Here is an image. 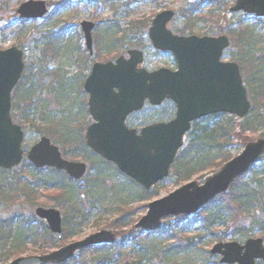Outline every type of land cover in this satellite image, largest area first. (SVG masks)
Returning a JSON list of instances; mask_svg holds the SVG:
<instances>
[{
	"label": "water",
	"instance_id": "obj_1",
	"mask_svg": "<svg viewBox=\"0 0 264 264\" xmlns=\"http://www.w3.org/2000/svg\"><path fill=\"white\" fill-rule=\"evenodd\" d=\"M18 8L19 18L27 20L42 19L47 12L41 1H27ZM240 11L264 18V0H236L228 10L229 13ZM173 15L171 11L156 15L148 34L154 49L173 54L178 64L176 72L167 69L148 72L140 66L143 55L132 50L128 52V60L122 57L114 63L93 64L83 85L89 100L88 111L95 121L86 130L88 147L146 191L168 177L170 165L191 122L220 113L242 119L250 109L237 64L220 61L229 40L224 36H173L167 29ZM80 26L85 47L91 53L94 25L83 22ZM22 57V51L17 48L0 51V168L4 170L18 166L23 159L21 143L24 135L20 126L12 124L9 114L11 91L23 72ZM166 99L176 107L175 119L167 124L146 126L139 134L125 126V118L141 110L146 100L156 107ZM262 154L263 139L246 144L240 155L207 177L202 185L191 181L169 196L150 202L147 213L134 225L135 228L146 233L157 232L162 228L163 218L197 214L215 196L228 192L234 180L250 170ZM26 156L36 168L64 170L73 180L81 179L86 170L85 164L62 159L58 148L45 137H41ZM35 215L46 221L53 236H61L57 210L37 208ZM115 238L110 230H101L45 256L16 258L9 264H60L83 248L109 246ZM209 253L220 257L219 264L264 262L261 239H247L242 245L238 242L216 243Z\"/></svg>",
	"mask_w": 264,
	"mask_h": 264
},
{
	"label": "trees",
	"instance_id": "obj_2",
	"mask_svg": "<svg viewBox=\"0 0 264 264\" xmlns=\"http://www.w3.org/2000/svg\"><path fill=\"white\" fill-rule=\"evenodd\" d=\"M138 1L128 0V4ZM217 1L206 0V3L207 6L216 9L219 8ZM98 2L102 5L110 4L108 0H97ZM216 4L218 5L216 6ZM226 4L228 3L225 2L224 5L226 6ZM196 11L194 7V9L184 10L183 13H185V17L189 14L188 20L193 22L196 18ZM219 14H216V16L219 17ZM21 23H23L22 26H25L28 21ZM129 24L135 28L139 23L131 21ZM22 26L7 24L2 29V35L5 31H8L17 36V48L19 49L25 43L23 37H25L26 31ZM57 26L58 24L51 20L49 25L43 28V32H39L40 35H37V38L32 41L34 45L41 44L42 50L37 59L38 62L35 65L30 63L26 66V72L22 75L13 92L11 114L12 118L17 121L18 125L21 124L23 129H26L29 124L35 126L33 124L35 117L30 118L29 113L41 114L39 123L48 128L46 133L40 132V134L49 136L53 143L59 144L63 155L66 157L71 159L81 158L88 161L92 165L91 172L88 175L93 178V183L84 188L81 184L71 181L64 173L50 169L36 170L27 163H23L18 171H14L13 176L9 175L11 171L6 172L0 169L1 204L12 206L24 202L33 205L37 203L40 194L52 192L54 196L51 199V206L59 208L63 215L62 239L56 240V242L47 230L45 223L37 219L36 224L33 226L32 222L18 216L5 222L2 221L0 223V253L4 252L0 254V259L3 262L20 257L24 252L44 255L49 250L71 242L72 238H77L84 226L90 221L91 212L95 207L93 206L94 202L90 200L95 190L101 186L100 179L109 174L123 177L115 171L113 165L104 163L93 155L83 143V130L88 126L89 121L84 105L85 94L81 89L86 75L81 72L90 70L89 66L92 60L88 57L81 58V56H78L79 54L76 56V50L73 48L75 54L73 55L76 56L75 63L77 64L74 66L80 72L75 76L70 74L72 77L68 80L64 77L66 72L64 73L63 66L62 69L59 67L53 72L47 71L44 67L48 58L55 59V55H58L59 50L56 51L54 48L57 43L64 40L61 30L54 33L58 28ZM140 29L142 28L137 26V30ZM186 31L189 33L185 34H192V29ZM227 31L226 36L237 51L236 54L231 55L230 60L236 62L239 66L251 108L248 115L242 120L236 119L234 116L220 114L210 115V117L201 119L191 125V130L185 136V145L179 151L174 164L170 168V175L174 176V180L178 184L191 181L192 177L200 180L205 177L202 175L203 172H206V175H211L218 171L224 163L233 159L230 151L232 143L236 139L242 145L257 138L264 139V132L259 136L256 135L258 131H264V74H260L259 71L264 64V49H258L259 44L264 42V33L258 34L249 25L245 26L242 23H239L235 30L227 29ZM106 32L109 33L104 34L106 42L104 43V51L98 59L100 62L111 60L114 57L111 54L122 51L123 45L121 42L135 40V38L131 39L130 35H127L125 29L120 30L119 25L115 23L107 28ZM222 32V30H219L217 33L220 35ZM52 33H54V36H52ZM257 54L260 58L256 59ZM84 65L85 67H83ZM50 75L53 76V83L47 87L44 80ZM72 79L78 82L81 80L78 90L76 87L74 89L70 88L72 87ZM54 83H56V88H53ZM45 87L48 89L46 90ZM44 90L50 95L49 100L40 97ZM71 92L79 95L81 101H83L81 112L73 116L68 115V112L61 108V114L65 115L67 112L68 119L76 126L74 131L80 134L76 140L75 133L67 132L69 128L64 122L67 120H64L65 116L57 122L54 116L50 118L51 113L48 110L51 102L52 107L60 105L62 107L67 103L68 111H70L72 102L70 103L68 99L73 100ZM94 160L96 161L94 162ZM97 161L101 164H98ZM249 173L251 175L250 179L244 181L245 178H240L236 180L228 193L215 198L203 209L199 220L195 222L197 225L194 227L204 233L203 237L196 236L193 240H186L184 245L173 246L172 248L168 245L165 246L163 243H155L153 241L154 236L163 237L164 240H173L176 235L187 239L186 235L187 232H190L189 228L192 224L185 223L182 216L175 218L176 226L168 230L162 229L161 232L156 234H143L136 231L133 225L138 219L134 221L131 217V207L128 208L126 202L128 203L131 200L135 203L144 200L150 201L156 195L154 190L159 188L163 182L149 191H144L128 179L126 180L127 183L134 187L132 196H126L121 201L124 203L120 207L122 209L111 224L112 230L121 239L120 243L109 247L88 248V250L81 251L77 258L65 264H76L75 262H78L77 264H120L124 258L126 260L130 259L133 264H175L174 259L176 257L194 251V248L198 247L206 236L211 237L214 243L225 241L223 236L216 235L212 229L215 226H223L227 229L226 226L230 222H234L236 218L249 219L250 222L247 228L236 226L233 229V235L237 234L247 239L258 234V237L264 240V219H260L259 216V214L264 215V155ZM85 181L87 179L83 182ZM84 199L88 200L87 207L89 208L86 211L82 207V202H85ZM169 223V219L164 222V224ZM25 245L29 246L30 250ZM208 261L204 264H207Z\"/></svg>",
	"mask_w": 264,
	"mask_h": 264
},
{
	"label": "rangeland",
	"instance_id": "obj_3",
	"mask_svg": "<svg viewBox=\"0 0 264 264\" xmlns=\"http://www.w3.org/2000/svg\"><path fill=\"white\" fill-rule=\"evenodd\" d=\"M28 0H0V49H5L8 47H17L18 41L16 40L17 36L9 33L8 31H5L2 35V29L5 25L11 24L15 26H22L23 23L19 22V18L16 15L17 7ZM34 1V0H32ZM43 1L47 8V14L42 20H35L34 22H28L24 26V30L26 31L25 37H23L24 46L21 45V50H23L24 56L23 61L25 64L24 71L27 65L30 63H33L34 65L38 62V57L41 53V44L34 45L33 40L37 38V35H40L39 32H43V28L49 25V22L51 20L55 21L58 24L57 31H62V36L64 37V40H61V43H57L55 46V50L58 51V55H55V59L48 58V61L44 67L47 71L53 72L59 69V67L63 66V70L65 73V79H70L72 76H75L76 74H79V70L76 69L77 65L75 63L76 59H74V55L79 54L78 56H81V58L88 57L85 52L84 47V38L82 37L81 32V26L80 24L82 22H90L93 25H95L92 36H93V55L92 57H88L92 61L99 62V56L104 51V43L106 42V36L104 34L109 33L106 32L107 28H110L113 23L119 25V29H125L127 34L138 36L139 40H136V44L132 45V42H122L124 43V52L128 50L138 49L145 55L144 64L143 66L149 70L154 71L158 68H165L169 67L168 65L170 63L169 56L166 54H159L153 50L151 47V44H149L148 41V34L147 31L151 25L152 18L161 13L164 10H168L171 12H174V17L170 21L169 30L175 34L185 35V33H189L186 30L192 29V35H198L202 36L211 35L214 37H217L219 35L217 32L219 30H222V34L226 35L228 30H235V27L240 23L243 25H249L252 29L256 30L257 33H264L263 27L264 23H261V21H256L255 18L251 16H245L241 13L237 14H229L228 8L232 7L235 0H218L219 8L209 7L207 6L206 0H139L138 2L130 3L128 4V0H108L109 5H102L97 3V0H40ZM205 2V3H204ZM227 2L226 6L224 3ZM216 4V6L218 5ZM195 9L197 10L195 15V20L189 21V14L185 17L183 13L184 10L187 9ZM226 7V8H225ZM221 12V14L217 13ZM216 14H219V17L216 16ZM183 17V18H182ZM131 21H134L135 23H139L137 26L141 27L142 29L137 30V26L134 28L133 25H130L129 23ZM218 23H217V22ZM192 22V23H191ZM216 23V24H213ZM147 25V27H145ZM192 25V26H191ZM22 26V27H23ZM129 26V27H128ZM128 28V29H127ZM101 29V32L99 33V30ZM227 31V32H226ZM54 33H52L54 36ZM51 34V33H50ZM49 34V35H50ZM262 35V34H261ZM76 50V53L74 54V50ZM264 49V42L260 43L258 46V49ZM227 52L223 56L224 61H229L231 59V55L236 54L237 51L235 48L231 45L226 50ZM78 52V53H77ZM74 54V55H73ZM114 57L121 55V53H113L111 54ZM260 58L259 55H256V59ZM75 63V64H74ZM43 65V64H42ZM85 67V65L83 66ZM82 67V68H83ZM81 69V68H80ZM260 74H264V64L262 65L261 69H259ZM26 72V71H25ZM24 72V73H25ZM82 74L87 75L88 72H85L84 70L81 72ZM70 74L72 76H70ZM53 76H48L44 81L47 87L53 83ZM81 83V80L75 81L72 79V89L76 87L78 90L79 85ZM53 88H56V83L53 84ZM47 87L46 90L48 89ZM71 89V90H72ZM42 91V94L40 95L41 98H47L49 100V96L47 94V91ZM71 96H73V100L68 99V101L71 103L72 106L70 111H68L67 103L64 105L52 107L51 102L49 104L48 110L51 113V116L55 117V121H61V119L65 116L64 122L66 123L67 132L71 131L70 133H75V125L71 122V120L68 119V115L75 116L76 113L81 112L83 101H81L79 95H75L73 92H71ZM13 97V94H12ZM20 97V96H19ZM13 99V98H12ZM12 101V100H11ZM171 103L167 102L164 103L161 107H164L162 109H159V111L156 113L154 112V117L156 115V118H160L162 120L163 118L165 120L171 119V117L174 114V110ZM171 107V108H170ZM61 108H64L67 112L65 115L61 114ZM146 107V110H144L141 114H137L133 116L131 119L132 122H134V125L136 127L140 125H146L151 123H157L154 118H152V114ZM156 113V114H155ZM30 118L35 117L33 124L35 126H32L29 124V126L26 129H23L24 132V145H27L30 147L31 144L39 140L41 136V133H46L47 126L39 123L41 114L37 115L35 112L34 114H30ZM163 119V120H164ZM13 121L15 124L18 125L17 121L13 118ZM130 124V121H128ZM21 126V124H19ZM45 126V127H41ZM22 127V126H21ZM264 131L260 130L257 132V136L261 135ZM50 134V133H48ZM75 140L80 134L75 133ZM49 137V136H47ZM83 137V134H82ZM50 139V137H49ZM258 139V138H257ZM57 144V143H55ZM57 146L60 149V152H62L61 147L59 144ZM244 145L241 144V142L236 139L232 143V148L230 151L231 156H236L240 154L243 149ZM81 161V160H80ZM98 164H101L99 161H97ZM90 166V172H91ZM14 171H18V169L11 171L9 174L10 176L14 175ZM171 174V173H170ZM202 175L207 176L206 172H203ZM88 177V176H87ZM90 177V176H89ZM251 175L250 173L247 174L244 178L245 180L250 179ZM95 179V178H94ZM174 176L170 175L166 180L163 181V184L155 189V197H152L151 200L160 199L161 197L167 196L168 194H171L172 191L178 189L183 185V183L178 184L174 180ZM99 180V179H98ZM191 180H197L199 183H202L204 180L203 178L198 180L195 177H192ZM93 181V178H87V182ZM87 182H84L81 184L82 187H89ZM100 188L95 190V192L92 194V199L90 201H93L94 209L91 212L90 215V221L84 226L81 234L73 239L72 241L82 240L85 237H88V235L98 232V230L106 229L111 230L112 222L117 218L118 212L122 209V203L121 201L126 198V196H132V192L134 187L127 183L126 179L120 176H113V175H106L102 179H100ZM70 186V185H68ZM72 187V186H71ZM53 193L50 192H43V194H40L38 196L37 203L35 204H26L24 202L17 203L12 206L3 205L0 202V223L2 221H7L9 219H12L16 216L20 217L21 219H26L29 222H32V226L36 224V218L34 215V210L36 207L40 208H56L55 206H51V199L53 197ZM85 202H82L83 210H88L89 207H87L88 200L84 199ZM150 201H139V203H135L132 200L128 203L126 202L128 208L131 207V217L135 220L139 219L141 216H143L147 211V205ZM84 203V204H83ZM33 206V207H30ZM61 216L63 217L61 211L59 208H56ZM209 214V213H207ZM203 216V215H201ZM260 219H264V215H260ZM200 216L198 215L193 217H187V220L185 223L192 224L189 228L190 232H187V239L182 238L176 235V237L173 240H164L163 237L160 238L159 236H154L153 241L155 243H163L165 246L168 245L170 248L173 246H182L184 245V242L187 240H193L196 236L203 237L204 233L201 230H196L194 228L197 224L195 223L198 221ZM250 220L249 219H243V218H236L234 222H230L226 226L227 229H225L223 226H215L213 227L212 231L216 235L223 236L224 240L222 243H226V241H234L238 242L240 244H243L246 239L242 238L239 235H233V229L237 227L247 228ZM177 223L175 222V219H170L169 224H164V229L168 230L174 226H176ZM129 229V228H128ZM113 232V231H112ZM115 233V232H114ZM250 238H258V234H255V236H252ZM54 240V239H53ZM71 241V242H72ZM121 240L119 239V242ZM56 242V240H55ZM69 243V242H67ZM216 244L213 242V239L209 236H206L202 243L194 248V251L189 252L187 254L184 253V255H179L174 259L175 264H214L217 263L218 257H211L209 254V250L213 247V245ZM66 245V244H65ZM64 246V245H63ZM25 247L30 250L29 246L25 245ZM54 250V249H53ZM1 251V250H0ZM4 252V251H3ZM1 252V253H3ZM48 252H51L49 250ZM0 253V254H1ZM37 253L32 252H24L21 257L25 256H35ZM127 261L130 262V259L124 258L122 262ZM9 261H2L0 259V264H8ZM90 262V261H89ZM76 264L78 262H75ZM89 264V263H88ZM218 264V263H217Z\"/></svg>",
	"mask_w": 264,
	"mask_h": 264
},
{
	"label": "flooded vegetation",
	"instance_id": "obj_4",
	"mask_svg": "<svg viewBox=\"0 0 264 264\" xmlns=\"http://www.w3.org/2000/svg\"><path fill=\"white\" fill-rule=\"evenodd\" d=\"M126 53H127V51H126ZM123 56H125L126 58H128V56H126V54L123 55ZM169 59H170V63H169L168 65H170V66L168 67V69L171 70L172 72H174V71H176V64L174 63L173 58H172L171 55H169ZM147 106H148V105L145 104V108H146ZM86 108H87V107H86ZM149 108L152 109V111H151L152 114L154 113V110L157 109V108H153V107H149ZM134 115H135V114H132V115L128 116V117L126 118V120H128V119L132 120L131 118H132ZM89 119H90V117H89Z\"/></svg>",
	"mask_w": 264,
	"mask_h": 264
}]
</instances>
